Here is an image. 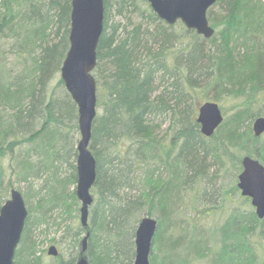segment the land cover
<instances>
[{
  "label": "trees",
  "instance_id": "obj_1",
  "mask_svg": "<svg viewBox=\"0 0 264 264\" xmlns=\"http://www.w3.org/2000/svg\"><path fill=\"white\" fill-rule=\"evenodd\" d=\"M103 2L94 69H102V80L93 70L103 112L92 123L95 196L83 226L75 192L77 104L61 77L52 83L69 46L71 0H0V47L4 37L13 36L17 54L10 64L0 48V206L15 187L14 176L42 177L36 220L47 223L49 212L58 208L61 217L78 223L65 226L71 255L64 260L58 250L57 264H74L81 232H88V264H131L137 222L154 210L158 227L150 264H163L171 251L177 254L175 264H191L209 253L208 264H254L248 236L252 225L264 223L254 211L231 213L216 230L221 244L212 250L201 226L177 220L166 192L178 194L181 184L203 174L209 147L219 158L235 146L264 164V139L259 141L250 125L264 115V2L217 0L208 10L217 27L209 38L180 20L168 24L147 0ZM112 8L119 18L108 24ZM224 97L233 99L230 112L208 146L211 139L200 131L197 109L206 99ZM160 166L172 181L161 179ZM130 188L137 192L128 193ZM32 221L27 215L13 264H47L26 228Z\"/></svg>",
  "mask_w": 264,
  "mask_h": 264
},
{
  "label": "water",
  "instance_id": "obj_2",
  "mask_svg": "<svg viewBox=\"0 0 264 264\" xmlns=\"http://www.w3.org/2000/svg\"><path fill=\"white\" fill-rule=\"evenodd\" d=\"M217 0H148L156 15L168 24L180 20L189 29L206 38L214 34V27L207 17L208 8ZM103 0H71L69 46L60 66V77L77 104L78 128L76 186L80 200V221L88 223L89 205L93 200L91 188L96 179V159L90 149L92 123L96 115V80L92 73L97 61V46L103 31ZM224 118L221 106L216 100L206 99L197 109L196 120L203 135H211ZM255 136L264 132V115L252 121ZM237 186L241 194L250 196L258 217H264V164L259 158L244 154L241 158ZM24 197L18 188L12 187L8 198L0 206V264H13L15 249L20 241L27 217ZM157 219L143 215L135 229V255L131 264H150L152 240ZM88 232L81 240L80 255L74 264H88L84 254ZM47 253L58 254L52 243Z\"/></svg>",
  "mask_w": 264,
  "mask_h": 264
},
{
  "label": "rangeland",
  "instance_id": "obj_3",
  "mask_svg": "<svg viewBox=\"0 0 264 264\" xmlns=\"http://www.w3.org/2000/svg\"><path fill=\"white\" fill-rule=\"evenodd\" d=\"M261 1L264 2V0ZM143 5H145V3ZM212 9H216L215 6L212 7L211 10ZM107 16L108 24L115 22V20L119 18V15L116 13L114 8L110 9ZM214 29L216 31L217 27H214ZM14 42L13 36H6L3 40H1V54L6 61H9L10 64L15 63L17 58V54L14 49H12ZM101 70L102 69H98L97 71L94 70V74L98 76V79L100 78L99 80H102ZM59 77L60 71L52 83L55 84ZM103 92L104 91L101 92V98L104 99L106 95H103ZM208 94H211V89ZM232 100L233 99L228 97L217 100L221 106L224 116L230 112ZM101 112H103L102 106L96 102V113ZM165 126L166 124L161 126L162 129H164ZM157 133L160 135L163 133V130L160 134L159 132ZM168 135L172 136L171 130L168 132ZM216 136V133L210 135L211 140L208 142V146H212L214 144ZM79 137L80 134L78 133L77 140ZM258 137H260L259 141L264 139V132ZM243 154V151H239L237 147L232 146L231 148H227L226 153L221 155V157L216 158L214 154L210 153L209 147L204 157L205 168L202 171L203 174L194 180L191 179L186 181L184 184H181L180 189L176 191L178 194H173L175 190L172 189L166 192L167 194L169 193L171 197L167 203L168 208H175L174 210H177V213L179 212L178 214H175L177 220L180 222L185 221V223L192 222L196 226H201L204 231V235L208 238L207 246L212 250L217 249L221 244V239L217 235L216 230L224 223L231 213L234 214V216L239 214L243 215L244 213L250 215L253 211L250 200L245 195L241 194L240 189L237 186L238 173L241 170L240 159ZM256 157L259 158L258 156ZM7 161L8 156L7 158H4V162L6 163ZM160 167L159 173L161 174V179L172 181V177L170 173L166 171L165 167ZM62 171L64 172L65 169ZM188 174H190V177L192 176L191 171H189ZM41 183L42 177L38 179L36 176H28L26 180H23L21 176L13 177V184L15 188H18L24 196V201L28 210L27 215L30 216V219H33L31 223H28V225L26 224V228L29 227L28 232L32 237L33 243H35V247L37 248L35 249V253L40 256L42 255L43 261L47 264H57L54 256L47 253V248L50 244L54 243L58 250H60L62 258L66 260L71 255V247L68 236L69 234L66 233L65 226H73V224H76L77 222L75 221V218H70L68 215L65 216V218H63V215L61 217L58 208L49 212V219L47 223H41L39 220H36L38 215L41 213V208L37 209V203L41 200ZM136 192L137 190L134 188L128 189V193L135 194ZM92 193V195L95 196L94 192ZM146 209L147 206L142 207L143 214L146 213ZM155 213L156 210H154V213L152 212L151 216L154 217ZM260 219H263L264 221V218ZM252 226L253 228L250 230V236H248V238L254 253V264H264V223L262 224L258 222ZM170 232L171 230L166 234L169 236ZM83 235L84 232H81L79 236L80 239ZM19 243L17 247L19 246ZM153 247L154 246L152 244L151 253L155 252ZM176 255L175 251H171L169 257L164 260L163 264L167 261V264H169V261H172L173 264H175L177 260ZM208 255L194 259L191 264H208L210 260V256Z\"/></svg>",
  "mask_w": 264,
  "mask_h": 264
},
{
  "label": "flooded vegetation",
  "instance_id": "obj_4",
  "mask_svg": "<svg viewBox=\"0 0 264 264\" xmlns=\"http://www.w3.org/2000/svg\"><path fill=\"white\" fill-rule=\"evenodd\" d=\"M249 200H250V203H251V198H250V196H246ZM251 205H252V208H253V211L255 212V207H254V205L251 203ZM261 218H264V217H261ZM157 227H158V221H157ZM157 227H156V229H157ZM156 232V231H155Z\"/></svg>",
  "mask_w": 264,
  "mask_h": 264
}]
</instances>
